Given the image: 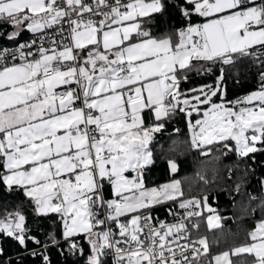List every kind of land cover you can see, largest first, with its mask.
Returning <instances> with one entry per match:
<instances>
[{
	"label": "snow or ice",
	"instance_id": "snow-or-ice-1",
	"mask_svg": "<svg viewBox=\"0 0 264 264\" xmlns=\"http://www.w3.org/2000/svg\"><path fill=\"white\" fill-rule=\"evenodd\" d=\"M164 7L162 0H0V25L13 29L6 39L16 43L25 30L33 36L0 49V184L9 193L22 190L37 215L58 214L65 240L85 234L91 246L86 264H103L105 250H114L113 264H211L201 262L210 254L206 238L191 240L182 222L156 228L145 214L184 196L179 180L150 189L144 184L154 162L149 145L164 118L191 117L207 105L202 119L189 122L193 149L207 156L206 146L224 142L239 157L264 151V71L258 89L236 101L224 100L223 70L215 85L180 89L188 71L200 73L193 61L230 65L253 57L264 66V0H177L187 26L155 37L144 25ZM9 56L20 63L9 65ZM61 86L68 87L56 91ZM217 96L220 103L213 101ZM168 167L177 171L172 159ZM105 182L111 199H105ZM207 200L183 199L179 207L189 218L199 217L189 209L201 206L215 213ZM25 219L19 209L6 212L0 233L21 246L39 245ZM220 219L209 216L208 227H219ZM248 237L251 242L231 255L247 253L251 264H264V219ZM49 239L56 243L53 234ZM43 261L49 264L47 255ZM212 261L232 264L228 251Z\"/></svg>",
	"mask_w": 264,
	"mask_h": 264
},
{
	"label": "trees",
	"instance_id": "trees-1",
	"mask_svg": "<svg viewBox=\"0 0 264 264\" xmlns=\"http://www.w3.org/2000/svg\"><path fill=\"white\" fill-rule=\"evenodd\" d=\"M162 3L165 5L163 11L153 13L150 22L144 25L155 37L174 34L177 29L187 26V22L175 7L177 0H162ZM201 21L202 18L193 17L192 22ZM192 63L197 67L202 66L200 73H197L196 68L188 71V80L182 81L181 91L187 92L200 85H215L217 77L223 70L222 90L225 94V102L230 101L236 94H247L258 89L259 74L264 71V66L253 57L238 58L230 65L211 61ZM213 98L220 99V96ZM145 117L146 122H151L148 121L147 113ZM163 123V129L154 134V139L149 145L154 162L143 173L144 184L150 189L172 180H179L184 196L176 201L154 205L150 210L145 211V214L162 215L178 201L193 197L203 201V197L207 196L208 206L215 209V214L221 218L220 226L210 229L206 225V217L210 212L201 206V215L196 219V236L207 239L209 256L222 251H231L234 247L249 243L248 232L254 228L257 221L264 218V191L261 183L264 179V151L250 153L247 157H239L233 151V154L225 156L220 151L224 142H220L206 146L205 151H209L210 154L202 156L200 150L191 147L185 113L177 112L164 118ZM227 143L234 149L233 141ZM170 159L177 164L175 173H172L168 167ZM201 176L207 183L200 178ZM104 195L105 199L112 198L111 187L106 182ZM252 197L255 199L253 200ZM17 209L26 218L28 235L35 237L41 243L37 245L28 241L26 246H21L11 237L0 233V264H44L43 255L48 256L49 264H86L91 246L85 234L81 233L65 240L63 221L58 214L37 215L34 212L33 202L22 190L9 193L0 184V217L6 212ZM127 218H131V214L120 219L126 221ZM50 233L54 235L56 243L49 239ZM72 242L78 244V250H70ZM33 251L38 255L33 256ZM101 259L103 264H111L106 255Z\"/></svg>",
	"mask_w": 264,
	"mask_h": 264
},
{
	"label": "built area",
	"instance_id": "built-area-1",
	"mask_svg": "<svg viewBox=\"0 0 264 264\" xmlns=\"http://www.w3.org/2000/svg\"><path fill=\"white\" fill-rule=\"evenodd\" d=\"M88 2H91V0H88ZM122 2H127V0H122ZM108 3L109 5L113 4L114 3V0H108ZM103 11H108L109 9L108 8H103L102 9ZM95 19L99 20L100 17H94ZM49 31H54L53 30H49ZM33 39V36L31 33H27L26 35H24L23 37L19 38L17 40L16 43H13L11 41L9 42H6L5 44L1 45L0 46V49H3V48H8V49H15L19 43H24L25 41H31ZM58 40V38H57ZM45 47H49L48 44H45ZM33 52H35V47L32 49ZM16 62H20L19 60H16V61H12L11 60V57L9 56L7 58V63L12 64V63H16ZM68 86H61L60 88L56 89V91L58 92H63L64 90H66ZM72 87H76L75 85H72ZM244 96H246L245 93H239V94H236L235 96H233V98L230 100V101H236L237 99H241L243 98ZM77 106H80V103L78 102ZM231 106V105H229ZM230 148H232L231 145H229ZM233 149V148H232ZM220 151L223 155H231L233 154V151H229V149H226L223 147V144L221 145L220 147ZM181 201H178L175 203V205L172 207V208H169L167 209L162 215L158 214V213H152L150 214L149 216L151 217V224L153 226H155L156 228H159L160 227V222H163L164 224L166 225H174V224H179V223H184L185 226H186V229H187V235L189 236V238L191 240H196V239H199L197 236H196V227H197V223H196V219H197V216H192V217H187L186 216V210L185 209H181L179 207V203ZM190 211H199L200 212V208H193V209H189ZM11 212H14V211H11ZM127 221V220H126ZM126 221H122V222H126ZM143 224V222H142ZM113 231L114 232H118L119 230L116 229L115 227H113ZM151 232V228L149 227H144V233L145 234H148ZM144 236L142 235L141 236V239H143ZM116 239H119V237L117 236ZM169 239H172L171 237H169ZM180 244H184V243H187V241L185 240H180L179 241ZM126 247V246H125ZM106 251V257H108L110 259V262L111 264H113L114 260H115V252L114 250L110 251V250H105ZM202 261H209L211 262V256L207 255V256H203L201 257V262Z\"/></svg>",
	"mask_w": 264,
	"mask_h": 264
},
{
	"label": "crops",
	"instance_id": "crops-1",
	"mask_svg": "<svg viewBox=\"0 0 264 264\" xmlns=\"http://www.w3.org/2000/svg\"><path fill=\"white\" fill-rule=\"evenodd\" d=\"M115 27V26H114ZM11 31H13V29L10 27V26H8V25H0V32H3L4 33V35L3 36H0V44L1 45H3V44H5L6 42V36H7V34L9 33V32H11ZM28 33V31H23V33L18 37V39L19 38H21V37H23L24 35H26ZM0 45V46H1ZM102 50V49H101ZM16 63H20V62H16ZM229 144V143H228ZM230 145V144H229ZM233 148V147H232ZM127 219H130V218H127ZM264 219V218H263ZM260 221V220H259ZM259 221H257V222H259ZM256 222V223H257ZM256 225V224H255ZM255 227V226H254ZM254 229V228H253ZM252 229V230H253ZM251 242V241H250ZM249 242V243H250ZM245 245V244H244ZM241 246H243V245H241ZM237 247H240V246H237ZM236 247H234L233 249H231V251H228L229 253H230V259H231V261H232V264H251V261L254 259V257H252L250 254H247V253H240V254H237V255H231V253H232V251L235 249ZM223 252H225V251H222V252H220V253H217V254H214V255H212L211 256V258L213 257V256H216V255H219V254H221V253H223ZM211 264H214V261H212V259H211Z\"/></svg>",
	"mask_w": 264,
	"mask_h": 264
},
{
	"label": "rangeland",
	"instance_id": "rangeland-1",
	"mask_svg": "<svg viewBox=\"0 0 264 264\" xmlns=\"http://www.w3.org/2000/svg\"><path fill=\"white\" fill-rule=\"evenodd\" d=\"M200 86H202V85H200ZM200 86H197L196 88H199ZM256 90H253V91H256ZM253 91L248 92L246 95L250 94ZM213 101L216 102V103H220L221 102V99L214 100V98H213ZM207 107H209V106H207V105H201L200 106V109H201L200 113L197 114V113L194 112L191 117L187 116V114L185 113V119H186V122H187L188 132H189L190 138H191V134L192 133H191V130L189 128V122L191 121V123L194 124L197 119H202L203 110H205ZM234 147H235V145H234ZM262 181H264V179ZM263 191H264V185H263ZM211 215H217V214H215V213H209V214H207V217H206V225H207V227H208V217L211 216ZM63 231H64V226H63Z\"/></svg>",
	"mask_w": 264,
	"mask_h": 264
}]
</instances>
